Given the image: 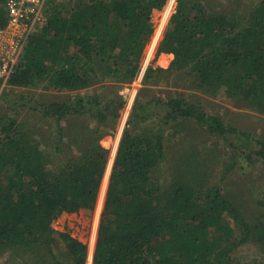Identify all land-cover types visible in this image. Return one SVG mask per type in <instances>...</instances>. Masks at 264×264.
Here are the masks:
<instances>
[{
  "label": "trees",
  "instance_id": "trees-1",
  "mask_svg": "<svg viewBox=\"0 0 264 264\" xmlns=\"http://www.w3.org/2000/svg\"><path fill=\"white\" fill-rule=\"evenodd\" d=\"M167 2L79 0L66 8L53 0L47 24L30 36L8 87L74 94L108 80L132 84ZM6 22L5 0H0V26ZM166 26L156 57L172 54L174 59L168 70L148 69L143 91L161 82L170 84L174 73L183 86L212 97L222 95L264 115V1L244 19L237 12L212 9L203 0H178ZM125 103L115 91L111 97L77 95L33 104V110L59 126L55 171L22 125L9 115L0 117V249L42 247L50 264H86L85 238L96 208L97 232L98 211L106 197L97 243V234L93 240V264H235L232 250L251 241L264 252V213L251 225L244 211L224 195L222 183L236 159L224 171L221 184L203 194L184 177L175 176L169 183L161 173L167 127L178 132L177 127L193 122L249 145L251 136L209 115L184 94L152 98L146 104L138 101L111 174L113 156L107 168L109 151L101 140L112 133ZM30 104L29 100L23 106ZM152 105L165 109L160 121L148 117ZM82 116L97 123L79 132L80 139L90 143L59 160L66 138L61 124ZM140 124L148 125L138 132ZM255 141L258 150L246 159L264 164V139ZM57 238L65 259L59 257ZM44 258L42 264H49Z\"/></svg>",
  "mask_w": 264,
  "mask_h": 264
},
{
  "label": "rangeland",
  "instance_id": "rangeland-1",
  "mask_svg": "<svg viewBox=\"0 0 264 264\" xmlns=\"http://www.w3.org/2000/svg\"><path fill=\"white\" fill-rule=\"evenodd\" d=\"M177 1L178 0H168L163 17L162 15L159 16L155 29L156 33L154 32L155 35H153L154 38L152 36L153 41L151 39L152 44L151 41L149 43L151 47L148 51L149 45L147 46L144 52L140 74L132 84L118 85L108 80L103 85L97 84L90 89L70 94L67 92L56 93L43 90L11 89L8 86H4L3 82L0 81V117L3 118L9 115V117L14 119L19 125H22V130L32 135L35 142L46 155V158L49 160L48 168L55 171L59 164V161H57L58 158L55 155L56 147L60 142V140H58L59 126L55 119L42 117L41 112L33 110L31 106L38 103L61 101L77 95L87 97L101 94L102 96L107 95V97H111L113 92L119 91V94L123 96L126 102L125 106L120 111V117L112 133L101 140V145L109 151L107 168L111 156H113L111 167L112 174L121 140L124 132L128 128L127 123L130 116L133 114L137 102L140 101L146 104L147 101L152 98H163L166 100L169 96L184 94L209 115L221 118L229 127L245 131L253 140H251V144L249 145L237 140L233 135L224 139L201 128L193 122H187L181 125V127H177L178 132H175V129L172 127H167L165 141L166 160L161 165L163 180L167 179L168 182H172L176 179L175 176L184 177V179L193 184L198 193L203 194L205 191L221 184L224 171L230 165L231 161L236 159L237 163L234 165V170L222 183L224 195L244 211V215L251 225H255L261 220L264 213V204L262 206V202L264 203V164L262 162L252 164L249 163L246 158L247 155H252L253 151L258 150V145L255 143V140L264 139V115L248 109L243 105H239L237 102H233L222 95L212 97L200 90L183 86L184 82H180V78L174 73L172 74L173 77L169 80L170 84H166L167 81L165 83L161 82L160 85L151 86L147 88L146 91H143L146 86L143 80L148 69L153 67L154 69L161 68L163 70H168L174 59V55L172 54L171 56H168L170 54H162L156 57V52L160 40L163 37L162 35L165 33V27H167L166 25H168L172 14L175 12ZM263 1L264 0H203V2L212 9L224 13H229L231 11L237 12L244 19L247 18L253 10L258 8ZM78 2L79 0H58V3H61V5L66 8H71L74 3ZM4 93H7V96L4 97L3 100L1 96ZM29 100L31 104L24 107L23 103ZM15 106L16 109H12ZM164 114L165 109L156 105H152L147 111L148 117H152L155 120L158 119L159 121L163 118ZM61 125L63 134L66 138L62 141L63 146L61 148L63 154L59 160L65 161L69 154L74 151L76 153L78 151L80 152L83 145L85 146L90 143L89 141L81 140L82 137L80 133L85 132V129L88 131L94 129L97 123L88 116H82L69 117ZM147 125L148 124H140L136 126L138 127V132ZM71 127H74L75 130ZM107 128L106 126L103 127L104 130ZM129 128L132 130L133 126ZM71 130L73 135L70 134ZM185 161L189 164H186ZM179 170L183 171L185 174L189 173L188 176L185 177V175H180L178 173ZM172 178L173 180H171ZM99 198L100 196H98V199ZM105 200L98 211L99 223L97 232L95 233L93 230V224L95 223V216L97 213L96 208L93 214L89 236L85 238V241L88 243V259L86 264H93L94 262L100 219ZM98 202L99 200H97V203ZM96 234V243L94 245L93 240ZM57 244L59 248V257L65 259L64 246L60 244V239L58 238ZM231 256L235 264H252L255 261L264 264L263 249H261L259 244L253 241L239 246L238 248H234L231 252ZM43 257H45L44 259L46 262L50 264V259L46 258V251L42 247L33 250H24L20 248L16 250L0 249V264H35L36 262L42 264Z\"/></svg>",
  "mask_w": 264,
  "mask_h": 264
},
{
  "label": "built area",
  "instance_id": "built-area-1",
  "mask_svg": "<svg viewBox=\"0 0 264 264\" xmlns=\"http://www.w3.org/2000/svg\"><path fill=\"white\" fill-rule=\"evenodd\" d=\"M53 0H5L7 22L0 26V81L8 80L18 65L25 45L37 28L47 24Z\"/></svg>",
  "mask_w": 264,
  "mask_h": 264
}]
</instances>
